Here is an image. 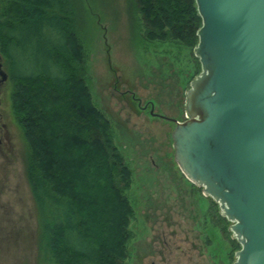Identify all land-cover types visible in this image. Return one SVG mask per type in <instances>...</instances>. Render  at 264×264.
I'll use <instances>...</instances> for the list:
<instances>
[{"label":"trees","instance_id":"16d2710c","mask_svg":"<svg viewBox=\"0 0 264 264\" xmlns=\"http://www.w3.org/2000/svg\"><path fill=\"white\" fill-rule=\"evenodd\" d=\"M126 2L140 47L193 50L201 26L195 0ZM82 4L0 0V56L11 112L28 146L24 171L37 215L36 264H127L132 237L131 171L110 120L92 100L78 37ZM26 36L46 62L29 72L17 68Z\"/></svg>","mask_w":264,"mask_h":264},{"label":"rangeland","instance_id":"374dc122","mask_svg":"<svg viewBox=\"0 0 264 264\" xmlns=\"http://www.w3.org/2000/svg\"><path fill=\"white\" fill-rule=\"evenodd\" d=\"M94 1L87 5L83 0L78 37L92 100L110 120L114 142L131 171L126 195L133 207L132 237L126 263L233 264L239 248L231 243L235 239L227 219L220 212L223 221L215 215L212 221L205 218L204 207L195 208L188 194L184 196L193 187L174 160V124L133 110L115 94L130 89L142 104L154 101L156 112L183 117L185 91L197 68L200 71L198 58L189 49L166 48L165 53L155 44L140 47L131 33L126 0ZM24 40L17 68L29 72L35 65L45 66L36 42L27 36ZM10 90L9 80L0 85V264H36L37 215L24 171L28 146L11 112ZM115 120L118 129L125 125L130 132L119 133ZM198 228H214L212 246L206 242L210 232L201 234Z\"/></svg>","mask_w":264,"mask_h":264},{"label":"water","instance_id":"95a60500","mask_svg":"<svg viewBox=\"0 0 264 264\" xmlns=\"http://www.w3.org/2000/svg\"><path fill=\"white\" fill-rule=\"evenodd\" d=\"M195 5L200 71L171 133L174 160L229 222L233 264H264V0ZM8 77L0 56V85Z\"/></svg>","mask_w":264,"mask_h":264},{"label":"flooded vegetation","instance_id":"af4514ba","mask_svg":"<svg viewBox=\"0 0 264 264\" xmlns=\"http://www.w3.org/2000/svg\"><path fill=\"white\" fill-rule=\"evenodd\" d=\"M112 94L114 95V92ZM115 94H116V96L119 95V98L125 99L127 104H128V106L131 107L133 110H134V107H135V109L143 110L144 112H147L148 115L152 116V118H154V119L155 118L165 119V120H167L169 122H172L174 124V126H175V122L176 121L178 122V121H182L184 119V116L183 117H174V116L171 117V116H166L164 114L156 112L155 111L154 101L148 100V101H145L142 104V101L140 100V98L136 97L134 95L133 91H130V89L122 91L120 93H115ZM134 103H135V105H134ZM117 122L118 121H116V120L114 121V128H117L115 126L117 124ZM119 125L120 124L118 123V126ZM124 126L123 127H119V129L117 128V131L119 133H121V134L122 133L127 134L126 132H130V129L128 127L126 128V126L125 127ZM185 179H186V181H188L189 185H192V187H193L191 190H188V191H190L189 193L186 190V192H185L186 195L184 194L185 197L188 194V198H189L190 204H192L195 208H196V206L204 207L205 218H206V216H210L211 221H212L214 215L217 218L216 214L219 212L217 203H215L210 197H204L205 198V202H203L204 200L202 198L203 195L201 194V188L197 187L194 183L190 182L187 178H185ZM203 214L204 213L200 214L202 216V218H201L202 222L200 223L202 227H203L202 224L204 223L203 222V219H204L203 218ZM207 214H209V215H207ZM198 229H199V232L201 234H203V233L207 234V232H210L211 235L208 234V238L206 237V242H207V244L209 246H212V244H213V241H212L213 237L212 236L215 235V231H213L214 228H208V229H206V228L205 229L204 228H198ZM201 234H200V236H201ZM216 234H218V233H216ZM209 236H211V237H209ZM214 247H215V245H214ZM212 250H214V249H212ZM226 256H228V254ZM228 257H230V256H228ZM138 258H139V256H138ZM167 262H169V259L167 260ZM149 264H156V263L154 261H151Z\"/></svg>","mask_w":264,"mask_h":264},{"label":"built area","instance_id":"2783aa9c","mask_svg":"<svg viewBox=\"0 0 264 264\" xmlns=\"http://www.w3.org/2000/svg\"><path fill=\"white\" fill-rule=\"evenodd\" d=\"M184 116H186V114H184Z\"/></svg>","mask_w":264,"mask_h":264}]
</instances>
